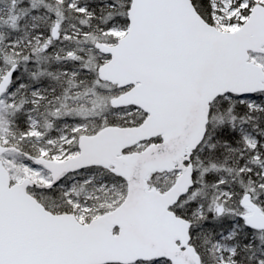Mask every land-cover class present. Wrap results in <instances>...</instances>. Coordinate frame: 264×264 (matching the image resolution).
I'll return each mask as SVG.
<instances>
[{
  "label": "snow or ice",
  "instance_id": "1",
  "mask_svg": "<svg viewBox=\"0 0 264 264\" xmlns=\"http://www.w3.org/2000/svg\"><path fill=\"white\" fill-rule=\"evenodd\" d=\"M0 264H264V0H0Z\"/></svg>",
  "mask_w": 264,
  "mask_h": 264
}]
</instances>
